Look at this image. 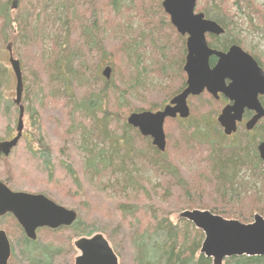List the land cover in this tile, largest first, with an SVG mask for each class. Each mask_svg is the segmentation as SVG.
Segmentation results:
<instances>
[{"label": "trees", "instance_id": "16d2710c", "mask_svg": "<svg viewBox=\"0 0 264 264\" xmlns=\"http://www.w3.org/2000/svg\"><path fill=\"white\" fill-rule=\"evenodd\" d=\"M137 1L140 2V5L134 6L137 12L136 16L145 14L148 17L155 9H162L159 7L161 0H155V4L153 0ZM232 1L231 3L228 0H198L197 2V12H202L206 18L215 21L224 29L223 35L208 37V45L212 48L224 49L229 43L245 46L241 35L235 33V28L238 25L235 22V17L237 12H242L245 14V20L247 18L251 24L253 18L247 16H250L252 4L249 0ZM21 2L24 3L26 10L23 17L24 23L18 18L11 19L13 12L10 10L12 8L9 7V0H0V20L4 23V31L12 34L14 30L12 22L16 23L19 25V32L23 35L24 45L28 47L24 61L18 60L21 71L25 73L26 80L30 82L35 80L38 83L41 94L45 93V89L46 94L56 95V98L60 99L62 93L65 92L73 111L83 115L84 122L71 124L77 149L85 158H83L82 174L88 182L92 183L91 178L95 177L100 181L101 176L108 172V178L102 183L106 189L104 191H109L112 194H104L111 199L108 203L87 197L88 202H84L82 208L77 210L78 212L74 210L77 213L76 221L68 227L56 229L61 234L68 235L60 246L54 245L51 241L41 244L39 240L27 239L24 234L18 235L17 241L11 243L10 264H73L76 252L71 245L72 240L74 242L76 238L90 236L98 232L103 234L110 243L119 264H211L210 258L197 253L203 239L202 232L186 220H182V228L172 224L168 220L170 208L164 207L163 209L159 205L153 207V203L157 198L160 203L169 202L168 204L171 205H174L172 202L177 199L209 200L208 203L200 205L197 209L208 210L213 214L227 219H236L242 223L251 222L247 215L251 214L250 210L253 205L257 206L260 203L257 197L259 188H255L252 183L257 180L264 183V164L258 156L256 145H252L243 135L240 136L237 143H228L225 146H221L218 142H197L198 140L194 139V142L202 147L201 151L206 150L202 151L199 157L210 163L209 175L213 177L211 180L214 181V192L209 194L206 199L203 196L206 186L201 181L197 182L198 186L190 192L188 186L190 177L184 178L179 165L172 163L166 157L167 145L164 151L153 146H149L150 153L142 150L139 147V141L142 142L145 139L127 125L126 120H123L120 126L110 112L112 107L125 110L127 114L135 111L130 110V106H127L132 95L131 89L137 90L135 78L129 74L124 75L123 71L120 72L119 80L125 89L118 94L110 90L106 78L103 81L100 77L92 76L94 69L99 66L103 57H107L109 49L113 46L112 42L119 40L116 35L126 33L121 32L117 25L106 21L105 16L103 18V14L116 10L117 0H20ZM133 2L135 5L136 1L133 0ZM216 7L220 10L215 11ZM233 9L237 12H232ZM254 11L252 12L254 13ZM161 12L164 14L163 10ZM47 14V22L51 17L55 18L56 22L53 21L54 32L47 39L48 47H42L38 31L45 24L40 23L39 18ZM257 18L260 19L259 16ZM151 22H154V18L151 19ZM168 24L166 33L175 40L172 47L177 46L180 50L178 65L181 73L186 54L185 38L176 33L170 23ZM105 27L110 31V34L107 33L104 37ZM7 38L4 37L3 41L6 42ZM147 39L153 42L159 40L157 35L148 36ZM127 43L122 46L123 58L126 59H128L126 55L132 45L131 41ZM165 43L169 47L171 46V43ZM161 45L160 48H155L153 45L152 52L161 59L165 57V53L171 55L168 53V48ZM248 50L262 65L256 52ZM92 56H94L92 62L97 58L94 64L88 65L87 62ZM2 64L0 62V96L3 94L2 90L5 85L3 87L2 84L6 77V69ZM131 64L136 65L135 68L138 71L141 70V68L139 69L141 64L137 60ZM26 69L27 72H25ZM146 69L145 66H142L143 71ZM92 77L97 80L101 79L103 84H96L94 87L92 83H87L88 88L81 82L88 81ZM115 77L117 76L114 72L112 78ZM112 78L111 80H113ZM78 79L88 88L86 93L88 96H84L81 93L82 90H79L80 92L75 90L78 86L75 81ZM182 88L183 84L174 95L178 94ZM78 89L81 88L78 86ZM142 90L149 93L151 97V94L155 92L162 94L165 88L145 83ZM26 94L32 95L30 88H26ZM0 103L5 104L4 102ZM37 113V109L32 108L29 115L31 117ZM205 124L211 129L213 128L212 130L218 135L221 134L217 123L210 125L207 121ZM201 125L202 123L200 127ZM192 128V126H187L183 131H188L190 134L189 129ZM117 131L121 133L118 134ZM92 139L96 142H93ZM106 141L108 150L97 148V143L104 144ZM185 158L186 162H191V157L185 156ZM66 167L72 170L69 175L72 176V180L78 183L74 169L70 166ZM240 171L243 173L238 177ZM142 172L144 174L149 172L151 179L153 177L157 181L152 183L150 178L141 175ZM146 201L152 202L150 208H147ZM57 202L61 204L56 200ZM173 207L175 206H171L172 209ZM181 207L189 208L186 204ZM147 213H151V217L147 221L149 226L144 228L140 216H145ZM56 230H49L50 234ZM158 232L163 236L161 243H153L152 240L146 242L148 239L146 235ZM194 237L197 239L196 242ZM224 264H264V256H235L225 259Z\"/></svg>", "mask_w": 264, "mask_h": 264}, {"label": "rangeland", "instance_id": "374dc122", "mask_svg": "<svg viewBox=\"0 0 264 264\" xmlns=\"http://www.w3.org/2000/svg\"><path fill=\"white\" fill-rule=\"evenodd\" d=\"M135 1L136 3L134 5L133 0H117L116 10H111L110 12L108 11L106 14H103V18L105 16L106 21L112 22L113 25H117L121 29V32L126 33L123 35H116V38L119 40L112 42L113 46L109 49L107 57H103V59L100 61L101 63H99V66L94 69V74H92V76L94 75V77H100L103 79V81L106 80L102 75V71L105 67H109L110 76L107 80L111 88L110 90L113 93L120 94L119 92L125 89L124 86H122L121 80H119L120 72L123 71L124 75L129 74V76L135 78V88H137V90L133 88L131 89L130 92L132 95L127 102V106H130V110L132 111L143 109L153 110L163 106L172 96H175L174 94L177 92V90L181 89L182 84L185 81V74L183 70L181 73L179 72L178 61L180 59V50L177 48V46L172 47V44L175 40L170 36V34L166 33L167 24L169 21L166 15L162 14L161 12L163 9L159 8L157 9L158 11L155 9V11L151 12L148 17H146L145 14L136 16L137 12L134 6L138 7L140 2L137 0ZM153 1L155 4V0ZM231 1L232 0H228L229 3H231ZM249 1L252 4V9L250 10V16L247 17L249 18L252 16V23L250 24L247 18L245 20L244 13L235 11L236 8L235 10L233 9L232 12H237V18L235 17V22L238 23L235 28V33L241 35L245 46L248 49L256 52L260 62L264 65V0ZM23 4L24 3L22 2L20 3L19 11L14 12L11 16V19L18 18L19 21L21 19L22 23H24L23 17L26 13V10ZM159 7H161V5ZM253 8L256 11H254ZM219 10L220 9L217 8L215 11ZM252 11H254V13ZM48 14L42 15L39 18V22L45 24L44 26L40 27V30L38 31V35H40L39 37L42 41V47H48L47 39L53 34L55 28L53 25V21L56 22L55 18L51 17L52 19L50 18V20L47 22L46 16H48ZM161 15L163 16L161 17ZM257 15L260 17L259 20ZM152 18H154V22H151ZM239 18L240 20H237ZM12 28L16 29L17 26L15 27V24H13ZM104 29L105 32L103 35L105 37L107 33L110 34V31L106 30V27ZM19 31L20 28L18 25L17 30L13 31L12 34L11 32H5L4 23L0 20V62L3 63L2 65L6 69V77L3 79L4 83H1L3 87L5 85L3 89V94L5 96L0 102L4 103H9L12 100L10 98H13L15 94V77L8 60V51L6 46L10 44L13 58L19 60L20 62L24 61V56L28 50V47L24 45V41L22 40L23 35ZM151 35H157L159 40L153 42L147 39V37H150ZM4 37H8L6 42L3 41ZM130 41L132 42V45L130 51L126 55L128 59H126L123 58L122 46ZM152 42L153 44H151ZM165 42L171 43V46L169 47ZM161 44L168 48V53H171V55L165 53L166 55L162 59L152 52L153 45L155 48H160L162 47ZM93 57L94 56H92L91 59L88 58V65L94 64L97 57L92 62ZM136 60L141 64L140 67L138 66L139 69L141 68L139 71L135 68L136 65L131 64L135 63ZM142 66H145L147 69L143 71ZM25 72H27V69ZM114 72L117 77L113 79L112 77L114 76ZM22 74L24 87L22 94V104L26 109H29V112L32 108H34L35 110L37 109L38 113L36 114L37 117L35 114H33L31 115V118L28 116L29 112L24 113V138L20 140L18 146L14 149V152L11 154V156L5 159L6 161H0V169H3L5 175L8 176V181L11 187L32 193H44L55 202L56 200L59 201L61 203L60 205L75 211L81 209L84 202H88L87 197L108 203V201L111 199H109V196L104 194L112 193L109 191H104L106 189L103 187L102 183L108 178V172L101 176L100 181L95 177L91 178L93 184L88 182L82 174L84 164L83 155L77 149V143L74 141V135L72 133L73 127L71 124L84 122L85 118L81 113L73 111L70 102L66 98L65 92L62 93L60 99H57L56 95H49L48 93L46 94L45 89V93L41 94L38 83L35 80H32V82L26 80L24 77L25 73L23 71ZM111 78L113 80H111ZM103 81L101 79H93L92 77L88 81L83 80L81 82L86 84V86H88L87 83H92L95 87L96 84H103ZM75 83L81 88L78 89V86H76L75 90H82L81 93L84 94V96H88L86 93L89 86L87 88L84 86V84H81L79 79L76 80ZM145 83L146 85H154L155 87H164L165 90L162 92V94L155 92L151 94L150 97L149 93L142 90V87L145 86ZM26 88H30L32 95L29 96L26 94ZM7 96H10V98ZM218 107L219 104L212 102L209 97L206 96V94L202 95L201 98H195L194 101L191 102V120L187 123V125H191V123H194L193 121L200 119L202 123L200 132L198 134L199 140L197 142L212 141L218 142L221 146H225L235 140V137L229 138L228 140L222 139L214 130L211 129V127H208L205 124L207 121L210 123V125L215 124L216 113L219 111ZM15 110L16 109L12 107L9 111L5 112L2 104H0V141L8 139L10 136L9 132H15L14 129L17 121V111ZM110 112H112L114 119L120 126L122 125L123 120L125 121L126 117L128 116L125 110H121L119 108L112 107ZM178 125L179 124H177L175 121H168L164 125L167 145L165 155L167 158H169V160L172 161V163L179 165L184 178L190 177L188 184L189 191L191 192L192 190H195L196 186H198L196 185L197 182L201 181L206 186V192L203 193V196L208 199V195L214 192V181L211 180L212 176L210 177L209 175L211 168L210 163L203 161L202 157H199L201 156L202 151L205 152L206 150L201 151L202 147L199 146L198 143L194 142L196 136L193 135V133H190V136L188 131H182ZM117 132L118 134L121 133L120 131ZM43 135L45 136V142H47L53 150L55 173L52 179H50V177H48L46 172L43 170L40 164L41 162L33 158L30 154H28L27 151V145L30 143L29 140H31V144L33 145L34 140L40 137L43 139ZM92 141L96 142L94 139H92ZM251 142L253 143V141ZM139 145V147L146 152L151 150L149 148V146H151L149 139L147 141H139ZM97 148H102L104 150L109 149L107 142L104 144L97 143ZM185 156L191 157V162H186ZM61 161L72 166L76 172V176L78 177V183L66 175L63 169L60 167ZM136 172L139 173V171ZM149 172L147 174L146 172L145 174L142 172L143 174L141 173V175L148 179L150 178L151 182L154 183L156 179L153 177L151 179V174H149ZM242 173L243 171H240L238 173V177L242 176ZM245 179L247 180L248 178L246 177ZM257 181L252 184L255 186V188H259L257 197L259 198L260 203L257 206H252V209L250 210L251 214L247 215L250 217V221L253 220V216L255 214L264 216V183ZM233 186L235 187V185ZM208 201L209 200L200 201L194 199H177L172 202L174 205H171L168 204L169 202L160 203L159 199L157 198L156 202L153 203V207L156 205L161 206L163 209L164 207H169V210L171 211L168 213V220L172 224L179 225V227L182 228V220L184 219H182L179 214L184 210L197 209V207L208 203ZM146 202L148 204L147 208H150L152 202ZM183 204H186L189 208L181 207ZM171 206L175 207L172 209ZM83 214L86 215V213ZM165 214L167 215V212ZM140 217L144 225L143 227L147 228L149 226V222L147 221L150 220L151 213H147L145 216L141 215ZM104 221H106V219H104ZM5 225L6 226L4 228L9 235L11 243L16 242L17 238H19L18 235L22 234V230L16 224V222L12 220L8 221ZM146 236H148L146 242H150V240H152L153 243H161L163 239V236L160 232ZM67 237L68 235L61 234L60 231L57 230L50 234L48 229L40 230L37 234V240H39L41 244H46L47 242L51 241V243L57 246L62 245V242H64ZM190 237H192V235H190ZM194 240L195 242L197 241L196 237H194ZM71 245L76 252V257L79 252L73 246V240ZM197 253H199V251H197ZM224 263L225 260L222 264Z\"/></svg>", "mask_w": 264, "mask_h": 264}, {"label": "water", "instance_id": "95a60500", "mask_svg": "<svg viewBox=\"0 0 264 264\" xmlns=\"http://www.w3.org/2000/svg\"><path fill=\"white\" fill-rule=\"evenodd\" d=\"M197 0H162L161 6L169 16L171 25L182 36H186V55L183 71L186 75V87L175 95L162 110L131 113L126 123L137 128L141 135L151 138V143L160 151H164L166 141L163 124L166 118H181L189 115L187 97L197 96L204 91L216 97L218 92L229 96L233 105L224 107L217 121L225 135L236 129V122L241 120L243 109H255L257 114L246 124L251 129L264 113L256 101L257 92L252 91L250 82L259 81L264 86V74L257 67L251 56L238 46H232L226 53L211 49L206 35L219 36L224 29L215 21L205 18L203 13H196ZM17 0H12V9ZM218 57L217 63L211 67L209 58ZM9 63L15 77V103L19 104L22 95V71L19 61L9 51ZM102 75L109 79L110 68L105 67ZM225 78H231L232 84L225 86ZM234 82V83H233ZM23 109L20 106L17 124V136L10 142H1L0 149L4 153L16 144L21 129ZM258 154L264 162V143L259 144ZM10 213L22 227L28 239H36V230L47 227L57 229L68 227L77 219V213L62 207L44 195L13 193L0 185V215ZM179 216L189 221L203 233L199 249L200 254L212 260V264H222L225 258L239 256H264V218L255 214L250 223H242L234 219H225L208 210H185ZM79 254L74 264H118V258L109 242L101 233L89 237L77 238L73 243ZM10 257V244L4 232L0 231V264H7Z\"/></svg>", "mask_w": 264, "mask_h": 264}, {"label": "flooded vegetation", "instance_id": "af4514ba", "mask_svg": "<svg viewBox=\"0 0 264 264\" xmlns=\"http://www.w3.org/2000/svg\"><path fill=\"white\" fill-rule=\"evenodd\" d=\"M10 1V8H11V4H12V0H9ZM162 2V0H161ZM19 3H20V0H17V7L16 9H10L13 13L16 12V11H19ZM164 12V11H163ZM12 13V14H13ZM164 14L166 15V17L168 18V21L170 23V20H169V16L164 12ZM13 24H15V27L17 26L18 28V25L14 22H12ZM14 29L13 31H16L17 30ZM223 35V34H222ZM182 36V35H180ZM209 36H212V37H219V36H215V35H207L206 38H207V43L209 42L208 41V37ZM185 38V42H186V36H182ZM209 46V45H208ZM232 46H238L244 53L248 54L249 56L252 57V59L255 61L257 67L262 71V73L264 74V65L260 64L256 59L255 57L252 55V53L248 50V48L246 46H243V45H239V44H236V43H229V45L224 48V49H216V48H212L210 47L211 49H214L216 51H219V52H222V53H226L230 47ZM10 44H8L6 46V49L8 51V59H9V51L11 52V55H12V49H10ZM185 52H186V46H185ZM13 56V55H12ZM217 60H218V57L216 56H211L209 58V64L211 67H213L216 63H217ZM260 60V59H259ZM184 62H185V57H184ZM183 66H184V63H183ZM183 66H182V70H183ZM184 72V71H183ZM185 74V73H184ZM224 83H225V86H229L232 84V79L231 78H225L224 80ZM234 83V82H233ZM262 82H259V81H252L250 82V85H251V89L252 91H254L255 89H261L262 93L260 92H257L256 94V101L258 103V106L260 108V110L264 113V86L261 85ZM186 87V75H185V81L183 82V88L182 90ZM24 88V87H23ZM181 90V91H182ZM180 91V92H181ZM3 92V90H2ZM22 94H23V91H22ZM206 94V96L209 97V99L214 102V103H217L219 104V107H218V112L216 113V118L219 116V114L221 113V110L224 108V107H228V106H231L233 105L234 101L232 99H230L229 96H225L224 94H222L221 92H218L216 94V97L209 94L208 92L204 91L201 95H197V96H192V95H189L187 97V106L189 108V111L191 112V102L194 101L195 98H200L202 95ZM4 94H2L0 97L2 99H4ZM8 97V96H7ZM174 97V96H173ZM171 97L163 106L159 107L158 109H154V110H135L134 112H131V113H140V112H143V111H151V112H156V111H159V110H162L166 105L169 104L170 100L173 98ZM10 98V96L8 97ZM10 99H12L9 103H5L2 105L3 109L5 110V112L9 111L12 107H14L17 111V121H16V126H15V132L12 131V130H9V131H12V132H9L10 136L8 137V139H5V140H2L0 141L1 142H10L12 141L18 134V131H17V124H18V119H19V113H20V106H22V109H23V116H24V113L25 112H29V109L25 108L22 104V95H21V100L19 102V104H16L15 103V99H16V95L14 94L13 98L11 97ZM130 113V114H131ZM257 114L256 110L255 109H252V108H244L243 109V112H242V115H241V120L239 122H236V129L234 132H232L230 135H225L224 132H223V129L220 127L218 121H215V123L218 124L220 130H221V138L222 139H229V138H234L235 137V140L231 143H237L239 140H240V136L243 135L245 137V139L249 140L250 143L252 145H256V150H257V153H258V146L259 144L261 143H264V115H262L256 122L255 124L253 125V127L251 129H247L246 128V124ZM129 115V114H128ZM28 116L30 117L29 113H28ZM128 117V116H127ZM126 117V118H127ZM191 113L188 115V117L186 118H181L178 114L174 117V118H166L164 120V125L166 124V122L168 121H175L177 122V124H179L178 126L181 128V130L183 131L187 126H192L193 128L192 129H189V132L190 133H193V135L196 136V139L199 140V132H200V124H201V119L200 120H195L193 121L194 123H191V125H187V123L191 120ZM31 118V117H30ZM22 123H23V117H22ZM128 125V124H127ZM130 126V125H129ZM132 127V126H130ZM136 132H138L139 136L142 137V138H145V140L147 141L148 139L150 140V142L152 141L150 137L148 136H143L140 134V132L138 131L137 128H134L132 127ZM213 129V128H212ZM260 133H259V132ZM23 127L21 129V132H20V136L16 142V144L8 151V153H4V151L2 149H0V161H6L5 159L6 158H9L11 156V154L14 152V149L18 146L20 140H22L24 138V133H23ZM14 133V134H13ZM71 137V136H70ZM198 137V138H197ZM195 139V140H196ZM251 139V140H250ZM30 143H28L27 145V151H28V154H30L33 158H35L37 161L41 162V166L43 168V170L46 172L47 176L50 177V179H52L54 177V173H55V165L53 163V150H52V147L47 143L45 142V136L43 135V139L40 137L38 139H35L34 142H33V145L31 144V140H29ZM253 141V143L251 142ZM151 146L155 147L154 145H152L151 143ZM259 156V154H258ZM84 158V157H83ZM260 158V156H259ZM85 159V158H84ZM262 161V160H261ZM263 162V161H262ZM264 164V162H263ZM66 166H70V168L72 167L70 164H66V162H63L61 161L60 162V167L63 169V171L66 173V175L69 176L70 179H73L72 176H70V172L72 171L71 169H68V167ZM70 174V175H69ZM0 185H2L3 187H5L6 189H8L9 191L13 192V193H28V194H41V195H44V193H32V192H27V191H24V190H19V189H15V188H12L9 181H8V176L5 175V172L3 169H0ZM45 197H47L48 199H50L48 196L44 195ZM51 200V199H50ZM53 201V200H51ZM54 202V201H53ZM56 203V202H55ZM58 204V203H57ZM15 221L16 224L20 227V229L22 230V234H24V231L22 229V227L19 225V223L17 222V220L14 218V216L10 213H4L2 215H0V231L4 232L8 241H9V244H10V257L7 261V264H10V258H11V241L9 239V235L7 234L6 230H5V224H7L8 221ZM43 229H48V230H52L50 228H47V227H42V228H38L36 230V239L35 240H31V241H36L37 240V234H38V231L40 230H43ZM56 230V229H55ZM25 235V234H24ZM26 237V236H25ZM27 238V237H26ZM28 239V238H27Z\"/></svg>", "mask_w": 264, "mask_h": 264}, {"label": "bare ground", "instance_id": "6f19581e", "mask_svg": "<svg viewBox=\"0 0 264 264\" xmlns=\"http://www.w3.org/2000/svg\"><path fill=\"white\" fill-rule=\"evenodd\" d=\"M54 3V2H53ZM22 7V6H21ZM157 15H159V14H157ZM156 15V16H157ZM159 18V17H158ZM22 28V27H21ZM240 30V29H239ZM28 35V34H27ZM40 36V35H39ZM6 76V75H5ZM53 81V80H52ZM42 88V87H41ZM55 102V101H54ZM1 104V103H0ZM58 108V107H57ZM192 109V108H191ZM65 110V109H64ZM16 111V110H15ZM69 113V112H68ZM40 114V113H39ZM42 114V113H41ZM40 122V121H39ZM93 134V133H92ZM74 135V134H73ZM88 141V140H87ZM100 141V140H99ZM107 142V141H106ZM93 148V147H92ZM98 151V150H97ZM23 156V155H22ZM24 157V156H23ZM22 160V159H21ZM37 170V169H36ZM41 174V173H40ZM19 188V187H18ZM227 219V218H226ZM152 222V221H151ZM199 231V230H198ZM150 233V232H149ZM148 233V234H149Z\"/></svg>", "mask_w": 264, "mask_h": 264}]
</instances>
